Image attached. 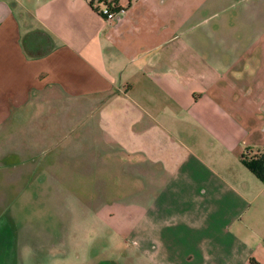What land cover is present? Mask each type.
<instances>
[{
	"label": "crops",
	"instance_id": "obj_1",
	"mask_svg": "<svg viewBox=\"0 0 264 264\" xmlns=\"http://www.w3.org/2000/svg\"><path fill=\"white\" fill-rule=\"evenodd\" d=\"M115 1L108 24L89 0H0V140L28 131L77 170L108 160L138 191L125 229L147 264H264V180L244 163L264 154V39H242L248 5Z\"/></svg>",
	"mask_w": 264,
	"mask_h": 264
},
{
	"label": "rangeland",
	"instance_id": "obj_2",
	"mask_svg": "<svg viewBox=\"0 0 264 264\" xmlns=\"http://www.w3.org/2000/svg\"><path fill=\"white\" fill-rule=\"evenodd\" d=\"M229 3L248 5L241 13L242 39H264V0ZM27 133L0 140L3 264H147L125 229L138 215L139 196L124 186L116 170L121 162L115 161L116 171H111L108 160L101 158L93 167L92 159L82 158L84 166L77 170L74 151L68 157L73 165H65L60 160L64 148L49 150ZM100 150H105L102 145ZM216 260L214 264L222 263ZM238 260L239 255L227 264H240Z\"/></svg>",
	"mask_w": 264,
	"mask_h": 264
},
{
	"label": "built area",
	"instance_id": "obj_3",
	"mask_svg": "<svg viewBox=\"0 0 264 264\" xmlns=\"http://www.w3.org/2000/svg\"><path fill=\"white\" fill-rule=\"evenodd\" d=\"M91 7L103 17V19L109 24L114 21L120 14L124 12V9L119 7L115 0H89Z\"/></svg>",
	"mask_w": 264,
	"mask_h": 264
},
{
	"label": "trees",
	"instance_id": "obj_4",
	"mask_svg": "<svg viewBox=\"0 0 264 264\" xmlns=\"http://www.w3.org/2000/svg\"><path fill=\"white\" fill-rule=\"evenodd\" d=\"M105 2L107 0H104ZM44 52L36 51L34 54L36 55H41ZM245 165L257 176L259 179L264 180V154L260 155L257 159H253L252 161L249 162H244ZM5 237V235H4ZM6 240V239H4ZM5 245V244H4ZM5 248V246H4ZM7 251L4 249V252ZM249 264H260L257 262L255 259L251 258L249 260Z\"/></svg>",
	"mask_w": 264,
	"mask_h": 264
},
{
	"label": "flooded vegetation",
	"instance_id": "obj_5",
	"mask_svg": "<svg viewBox=\"0 0 264 264\" xmlns=\"http://www.w3.org/2000/svg\"><path fill=\"white\" fill-rule=\"evenodd\" d=\"M4 233H3V226H0V264H3V253H4ZM111 261H108L104 264H111Z\"/></svg>",
	"mask_w": 264,
	"mask_h": 264
}]
</instances>
